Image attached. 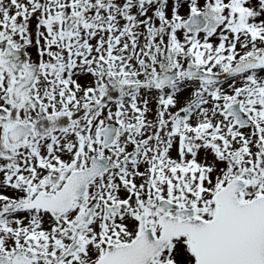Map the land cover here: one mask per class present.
<instances>
[{"label":"snow or ice","instance_id":"snow-or-ice-1","mask_svg":"<svg viewBox=\"0 0 264 264\" xmlns=\"http://www.w3.org/2000/svg\"><path fill=\"white\" fill-rule=\"evenodd\" d=\"M0 264H264V0H0Z\"/></svg>","mask_w":264,"mask_h":264}]
</instances>
